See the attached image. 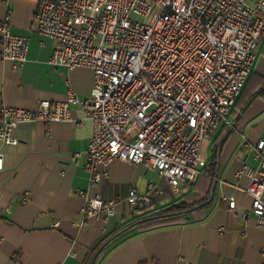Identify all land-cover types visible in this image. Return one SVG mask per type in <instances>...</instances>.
<instances>
[{"label": "built area", "instance_id": "obj_1", "mask_svg": "<svg viewBox=\"0 0 264 264\" xmlns=\"http://www.w3.org/2000/svg\"><path fill=\"white\" fill-rule=\"evenodd\" d=\"M34 28L56 42L50 62L94 71L87 98L70 86L64 101L37 108L0 104V139L17 144L24 123L72 119L79 104L93 121L86 169L100 183L117 160L148 163L165 181L135 188L133 206L149 207L170 188L195 184L208 164L202 148L231 114L264 39V0H37ZM10 14L0 21V56L22 68L29 37L14 34ZM247 147L260 160L244 166L257 225L264 228V139ZM5 166L0 151V170ZM231 208L236 198L229 197ZM119 198L89 196L82 215H115ZM264 257V246L262 248Z\"/></svg>", "mask_w": 264, "mask_h": 264}, {"label": "crops", "instance_id": "obj_2", "mask_svg": "<svg viewBox=\"0 0 264 264\" xmlns=\"http://www.w3.org/2000/svg\"><path fill=\"white\" fill-rule=\"evenodd\" d=\"M37 10V0H0V21L9 13L12 32L30 40L22 68L0 56V104L34 109L42 99L66 100L70 86L89 97L93 69L50 62L56 42L34 28ZM257 54L232 125L223 124L209 140L204 173L178 193L166 187L149 207L127 200L133 188L142 194L151 182L165 187L148 163L114 161L108 176L91 184L85 164L94 126L79 104H71V120L21 124L17 144L0 139V264H87L104 246L95 264H264V228L247 192L251 177L241 172L260 163L247 143L264 139V39ZM97 194L120 199L115 215H82L88 197ZM181 199L202 206L139 222Z\"/></svg>", "mask_w": 264, "mask_h": 264}, {"label": "trees", "instance_id": "obj_3", "mask_svg": "<svg viewBox=\"0 0 264 264\" xmlns=\"http://www.w3.org/2000/svg\"><path fill=\"white\" fill-rule=\"evenodd\" d=\"M263 91H262V93H263ZM201 206H202L201 203H193V202H190V201H188L186 199H181V200H179L177 202H174V203H172V204H170V205L158 210L154 214H151V215H148V216L144 217L139 222L157 221V220H160V219L165 218V217H171V216L182 215V214H185V213H190V212L194 211L195 209H197V208H199ZM123 230L124 229L120 230L115 235H118ZM104 249H105V246L102 248V250L98 254L95 262L93 263L92 262L93 261V257L98 252V250H97L94 253V255L92 256L91 260L87 264H95L97 262L98 257L104 251Z\"/></svg>", "mask_w": 264, "mask_h": 264}, {"label": "rangeland", "instance_id": "obj_4", "mask_svg": "<svg viewBox=\"0 0 264 264\" xmlns=\"http://www.w3.org/2000/svg\"><path fill=\"white\" fill-rule=\"evenodd\" d=\"M222 125H223V124H222ZM222 125H221V126H222ZM209 140H210V139H206V140L204 141V143H203V148H202L203 156L206 157V158H207V156H208V152H209V150H208V147H209V145H208V144H209ZM144 210H145V209L143 208L142 211H144ZM136 213H137V211H136V209H135V210H134V214H136ZM96 254H97V253H96ZM96 254H95V255H96ZM95 255H94V256H95Z\"/></svg>", "mask_w": 264, "mask_h": 264}, {"label": "water", "instance_id": "obj_5", "mask_svg": "<svg viewBox=\"0 0 264 264\" xmlns=\"http://www.w3.org/2000/svg\"><path fill=\"white\" fill-rule=\"evenodd\" d=\"M97 256H98V253L94 256L93 261H92L93 263L95 262Z\"/></svg>", "mask_w": 264, "mask_h": 264}, {"label": "bare ground", "instance_id": "obj_6", "mask_svg": "<svg viewBox=\"0 0 264 264\" xmlns=\"http://www.w3.org/2000/svg\"><path fill=\"white\" fill-rule=\"evenodd\" d=\"M134 164V163H133Z\"/></svg>", "mask_w": 264, "mask_h": 264}]
</instances>
